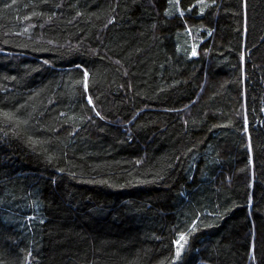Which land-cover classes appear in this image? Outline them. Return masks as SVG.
<instances>
[{
    "label": "trees",
    "instance_id": "1",
    "mask_svg": "<svg viewBox=\"0 0 264 264\" xmlns=\"http://www.w3.org/2000/svg\"><path fill=\"white\" fill-rule=\"evenodd\" d=\"M0 264H264V0H0Z\"/></svg>",
    "mask_w": 264,
    "mask_h": 264
},
{
    "label": "snow or ice",
    "instance_id": "2",
    "mask_svg": "<svg viewBox=\"0 0 264 264\" xmlns=\"http://www.w3.org/2000/svg\"><path fill=\"white\" fill-rule=\"evenodd\" d=\"M193 54H195V53H193ZM85 75H87V73H85ZM3 116L5 117L6 121H11L12 120V115L9 114V113H3ZM184 239H185L184 236H180V238H179V240H181V241H183ZM178 243H179V241H178ZM181 247H182V245H181Z\"/></svg>",
    "mask_w": 264,
    "mask_h": 264
}]
</instances>
